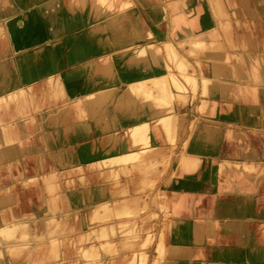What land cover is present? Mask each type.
Segmentation results:
<instances>
[{
  "label": "rangeland",
  "instance_id": "rangeland-1",
  "mask_svg": "<svg viewBox=\"0 0 264 264\" xmlns=\"http://www.w3.org/2000/svg\"><path fill=\"white\" fill-rule=\"evenodd\" d=\"M34 1L35 0H9L3 4L0 3V20H9L17 10V13H20L22 9H25V15L22 16L21 20H25L26 22L30 21L31 16L27 10L33 7L35 4ZM39 1L41 3L37 6L39 9H37L36 18L40 21L44 18V20L42 19L41 21V27H44L46 30H51L53 28L52 25L59 21L57 18L51 21V18L57 15L58 12L62 11H67L69 14L68 16H70L67 17L68 21L66 20L67 22H65L69 25L74 24L76 27H73L72 30H68V32L72 31V34L65 38L63 43L59 45L55 44V46L52 45L54 49L51 48L50 51L49 49H46L45 45L41 44L36 46H21L20 49L17 50V61L16 59L11 58L13 56L15 57L13 51L10 52L11 57L10 59L6 58L1 70V73H3L1 82H3L4 85H7L9 81L18 78V71L15 66L17 62L25 65L27 64L31 67H43L45 64H48L50 60H53V63H58V67L55 70L59 79L61 78L60 81H63L69 73L65 68V61L67 60L64 56L65 54L63 53V50H65L67 54L73 49H76L83 40V33L103 30L104 28L109 29V27H112L115 30L123 29L125 28L123 27L124 25L131 30L121 38L115 37L114 40H112L114 42L113 45L110 41L111 39L107 41V44L110 42L111 45H109L112 47L108 51L107 57H110L109 61L111 64L113 63L112 65L114 66L116 77H121L122 75L121 64L123 61L129 66L131 71L134 66H136L133 64H147L150 74L157 79V83L151 87L150 94L146 101L150 103V107L158 110L157 114L160 115V117L156 125L157 127L164 129L168 139L174 144L173 147L176 143L174 139L177 138L179 134L178 132L184 128L183 125L185 120V115L182 117L177 116V114L179 115V111H177L178 113L176 114L174 104L176 101L188 104L191 93L192 106L185 108V112H188V110L193 111V103H197V100L195 101V96L197 94L196 90L198 84L200 80H204V82H202L201 97L198 96L197 98L200 102L198 109L203 114H211L214 111V105H216L218 111H221L224 118H232L233 121L230 124L220 123V121L219 123H214V131L209 135L208 130L204 128V126L210 122L206 119L209 115L199 118L192 114L190 128L186 127L187 131H191L192 138L186 140L183 149L187 151V149L190 148V144L192 146L194 136L197 135L207 137L205 140L207 146L216 144L221 136V130L216 125H221L223 128H228V140L230 139V141L234 143V145L230 143V146H234V148L236 146L249 147L254 153V149L259 153H264L263 125H256L259 129V131H256L258 133L253 132L252 130L244 133L243 130L248 129L246 126L242 125L244 124L243 118L248 116L249 113H253L255 120L263 118L264 105H260L258 107L259 110L257 111V104L243 99L241 97V89L238 83L233 81L234 78L231 79V76L225 75V72L223 71L225 67L230 68L234 65L233 57L235 56L253 55L257 58H261L264 67V15L260 10V0H218L222 7L221 13L216 11L211 13L213 19L212 24H215V28H219V35L216 38L217 40H212V36L208 34V31L204 32L202 23L197 21L195 23V30L199 32L202 31L200 37H198V41H202L206 45L191 44L187 48L178 45L179 43H177L175 38L185 35V29L191 27V23L195 17V12L192 9L191 4L185 3L183 0ZM196 4L195 9L200 11L202 8L200 2H197ZM153 9H159L161 12L159 15L152 18L150 12ZM137 18L141 22L137 21ZM138 22L141 24L137 25ZM213 29L214 28H212L211 31ZM225 31H227V35L225 34ZM102 34L107 35L106 32H102ZM132 38H137V40L127 42V39ZM93 41V45L95 46L98 41L96 39ZM168 41H171V47L175 46L178 51V56L180 55L179 57H181L184 62L183 66L179 63L181 67L178 68L179 64L177 63L179 61H176L178 57L176 58V55L169 52L172 50L171 47L168 48V46L165 45V43H169ZM209 42H211V44H209ZM116 43L118 44L116 45ZM225 44L228 49H225L226 51L223 49V47L225 48ZM98 45L100 44H97V46ZM141 47H145L146 52L141 53L142 55L138 56L133 62L128 60L132 55L129 54V52L120 57L114 53L115 51L117 52L123 49L128 50V48H133L137 51ZM165 47L167 50L171 49L168 52L174 55L173 59L176 60L170 59L172 57L170 54V57H168L169 55L166 54L168 52L167 50L165 51ZM8 52L9 45L0 34V56H7ZM33 52L35 53L33 54ZM102 53L103 52L96 54V57H99ZM208 53L212 56L211 60L205 58V55H208ZM225 55L228 58V62H223V56ZM92 58L93 56L87 59L86 62L90 63ZM181 58L180 62H182ZM24 59L28 62H24ZM105 63L109 64L108 61ZM105 63L101 64V70L107 72L105 74H109V77H111V75L113 77L114 72H111L112 70L109 71V67L107 68L108 65ZM151 63H153L155 68L163 67L164 72L156 75ZM25 65L20 67L19 70L23 74L27 69V65ZM246 66L247 64L244 63L242 67L246 68ZM90 68H84L83 70L75 72L74 76L69 79V81L71 80L70 83L74 86L84 80L87 85H93L96 74L94 72L95 69L91 68V70ZM129 69L127 72H129ZM28 73L27 69V74ZM45 74L46 75H42L43 78L49 76L48 71L45 72ZM118 86L120 90L118 89L113 92L112 95L107 98L106 102L103 103L102 107L99 106L96 115L91 116L86 114L83 116L84 122H95L96 117L101 115L105 109H113L114 114L119 115L125 113L130 114V112L133 111L136 115L139 106L144 107L145 99H143L142 95L136 96L135 100L130 103H126V101L124 102L123 99L120 103L122 97L119 96V93L124 86L123 88L122 85ZM61 88L63 89V87ZM223 92L228 96H224ZM207 97L216 98L213 100L216 103H213ZM64 101L65 99H63V95L57 94V99L55 101L51 100V103L46 101V103L49 106H60ZM225 105H233L237 110H235L233 115L226 116L224 114ZM118 119L119 121L116 120V123H119L118 127H111L110 133H113V130H116L117 128H122L121 130H123V127H129H122L123 124H121L120 118ZM59 120L61 121L60 125L56 123L55 126H50L45 129L47 132H52L55 129L63 132L61 133L62 135L59 132L57 135L60 137H57L52 143L44 142V140L37 138L33 140V138V141H31L32 144L31 146L29 145L27 150L25 148H20L21 155L27 156L24 161L26 167L25 179L39 174L38 168L35 164V158L33 157L37 152L46 151L48 153H54L59 150L71 148V152L78 153L76 156L79 158L78 160L83 157L77 162L78 167L73 168L62 164L56 165L55 161L47 157L41 174L52 172L53 176H42L36 181L27 184L21 182V179L23 178L14 179L7 170H0V191L4 190V188H10V192L14 196L13 200L0 205V221L3 219L4 215L8 218L12 215L23 217L25 221H30V238L32 239V237L38 235L25 247L24 253L17 254L14 256L15 259L9 257L8 264L24 263L29 259L38 260L44 253H50V255H52V258L47 259V264H49V262H54L52 264H113L116 260L119 261V263L123 262L124 260L121 256L124 255H131V257L133 255L131 264H156V262H158L157 264H183L184 262H187L188 264H226L228 259L229 262H231L230 264H264V219L255 218L242 221H231L227 219H177L176 217L179 216V214L175 211V209H179L183 206L182 196H189L191 194L197 195L199 194L197 192H200L203 196L212 197L245 195L246 201H257L258 198H264V159H260L255 167L249 169L226 165V167L221 170L219 163H222L223 157L217 156L215 157L216 159H214V157L210 158L206 161L204 166L201 167V177L196 181V183L200 185V189L194 191L193 188H183V191H179L178 188L157 185V178H160L169 167V162L165 160L166 157L163 153L162 147H153L149 140V143L147 142L149 145L146 146L148 147L146 148L147 151L145 150L141 153L137 152L138 154L135 152L136 154H133L135 155L133 157L132 154L131 156H128V153H134L132 150H138L141 146H144L143 144L145 143L142 141L141 143H138L137 146L132 145L125 148L126 150H129L126 153L114 154L113 149L111 150L113 147L112 143L114 142L113 136L108 137V140L104 141L101 139L102 137L99 136L101 134H96V132L94 137L90 139H88L90 136L85 137L79 140V143L77 142L76 145H71V139L65 138L67 133H69L66 132V128H71L72 125H75L78 119H75L74 114L62 113ZM138 124L141 125L140 128L138 130L134 129L135 131L130 130L125 134L123 140L127 137L128 141L132 142L137 138V135H143L144 133L145 135L143 136L150 137L148 122L141 121ZM167 130L169 132H166ZM213 133H216V138H212V141L210 142L209 138L213 136ZM133 137H135V139ZM148 139V137L145 138V141H148ZM118 141L119 139L117 141L115 140V142ZM133 144L137 143L133 142ZM80 147L83 149L80 150ZM15 153L16 151H13L12 154L1 157L0 166L5 163L6 159L9 160L13 158ZM85 153L91 155L85 157L82 155ZM122 155H126V157L128 156V159L126 157H122V159L120 157ZM108 156L119 157L115 159L108 158L106 160L108 164L101 161ZM185 157L186 156H183L181 159L180 168L177 166L178 169L175 172H172L171 181L169 182L170 185L173 183V179L178 177V170L182 169V166L185 168L186 176L189 175V167H196V170L199 168V166L191 165L192 163H195V161H183ZM67 158L69 157L67 156L65 159ZM125 158L127 160L131 159L127 162ZM116 159L121 161L125 160V163L119 161L120 163L110 164ZM96 161H99L98 164ZM91 162L93 165H90ZM146 162H155L154 165L148 167V170L152 173L145 174L146 170H144L143 166L139 168V173L138 166L136 167V165H142ZM116 166L121 171L114 172L113 170H110ZM127 167H135L136 172L135 170H131V172L130 170L125 169ZM141 169H143L144 172H142L143 170ZM153 169L156 171V173H154L155 178L150 180L151 177H148L147 179L144 175L152 176ZM181 171H179V175H181ZM141 173H144L143 177L140 176L142 175ZM13 174L17 176L16 169H13ZM115 175L119 177L115 178ZM136 175L139 178L141 177V180L139 178H137V180ZM143 178L145 179L143 180ZM136 181L138 182L137 184L135 183ZM185 181L188 182V180H184V182ZM153 182H156V184H153ZM133 183H135L137 187L139 185L144 186L145 183L146 185L140 187L141 190H137L133 188ZM48 184L54 185V195L49 193L47 189V186H49ZM113 184L116 185L112 187ZM232 186L235 189H232ZM236 186L240 189L238 190V187L236 188ZM122 187L128 189L126 195L113 194V190H111L112 188L115 190L121 189ZM82 188L87 192L88 199L84 203L79 200L77 202L70 200L68 192L81 190ZM99 192H101L100 197ZM130 194L132 199H129L128 203H124L123 199L125 196H130ZM94 195H98V197L95 198ZM51 196L55 197L54 203L51 201ZM106 198L114 201V203H110L107 206V208L110 209L106 211L111 212V214L109 213L108 215L109 218H104L103 220L92 219L94 212L90 211V209L99 206V204L104 206V200H107ZM116 201H118L117 203L119 204H115ZM119 201H122L123 203ZM141 202H145V204L143 203L144 205H139ZM128 204L133 207L128 214H115L113 212L114 206L115 208L119 206L122 208ZM186 204L188 206H199L202 209L207 208L208 206H215L214 204L210 205L207 198L196 200L195 204L194 200L186 202ZM249 207L248 211L250 212V215L253 216L252 211H255L254 216H257L258 214L256 212L259 211L258 204L250 203ZM36 209H38V211L46 210L49 212V217L52 212H55L53 214V216H55L53 220L56 219V221H59L64 218L66 221L65 227L58 228L56 237H53L56 245L52 246L50 251L48 249L44 251L43 248V246L50 241L49 236L42 235V233L45 232L44 223H46L47 220H36L35 218L39 216ZM99 210L102 213L104 211L105 214V210L102 211V208ZM41 216L46 217L47 213L45 212L41 214ZM227 223L244 225L242 232L252 233L251 235H236V237L233 235H217L216 233L222 231L227 232L228 229V232H237V230H234L229 226H227L228 229L226 230L225 226ZM100 226H102V228ZM161 228L162 230L160 231ZM99 230H101V232ZM194 230H197L200 234L199 238L202 246L199 249L203 252V261L195 259L198 257L199 253L196 252L194 248H191L192 242L189 234ZM209 232L212 234L211 237L207 235ZM239 239H242L246 244L243 248L245 252L249 253L243 261H241V258L239 259L238 256V252H240L238 249L241 244V241H237ZM25 240L27 242L29 237ZM102 242H105V246L101 244ZM126 243L131 246L128 247ZM167 244L169 246H167ZM228 252H231L232 256L227 259ZM134 254L136 256H134ZM1 255L0 252V264H3V258ZM91 256L95 257L93 258Z\"/></svg>",
  "mask_w": 264,
  "mask_h": 264
},
{
  "label": "bare ground",
  "instance_id": "bare-ground-1",
  "mask_svg": "<svg viewBox=\"0 0 264 264\" xmlns=\"http://www.w3.org/2000/svg\"><path fill=\"white\" fill-rule=\"evenodd\" d=\"M8 1L9 0H0V3L3 4V3L8 2ZM188 1H190V0H183V2H185V3ZM34 3L35 4L33 5V7L29 8L27 10V12L31 16L30 21L26 22L25 20H21L22 16L25 15L24 14L25 9L24 10L22 9L20 13H17V11H18L17 10L16 13L13 14V16L10 19L8 18L9 20H7V19L6 20L5 19L0 20V34L3 36V38L6 40L7 44L9 45L8 55L7 56H0V105H1L0 106V159H1V157H4L5 155L12 154L13 151H16L13 158H11L9 160L6 159L5 163L0 166V170L1 169L7 170L8 172H10L11 176L14 179L23 178V179H21L22 181L21 180L20 181L24 182L25 184H27L29 182H34L42 176H46V177L53 176L52 172L46 173V174H41L42 170L44 168L45 159L47 157H49L53 161H55L56 165L62 164V165L73 167V168L78 167L77 162H79L81 160V158H83V157H81L80 160H78L79 158L76 157L78 153L71 152V148L59 150V151H56L54 153H52V152L48 153L46 151L37 152V154L34 155L33 157L35 158V164H36V167L38 168L39 174H37L36 176L28 177L27 179H25L26 178V167H25L24 161H25L27 156L21 155L20 148H25L27 150L29 145L31 146V144H32L31 141L35 140V138L40 139V140H44V142L52 143L57 137H60L57 134L59 132H60V134L63 133L62 131H57V129H55L52 132H47L45 129H47L50 126L51 127L55 126L56 123H58V125H60L61 121L59 120V118H61L62 113H70L72 115L74 114L75 119H78L76 121L75 125H72L71 128H68V127L66 128V130H67L66 132H69V133H67V136L65 138L71 139V145H76L77 142L79 143V140H81L85 137L91 136V134L93 132H96V134L97 133L104 134L103 136H101L102 137L101 139L104 141L105 140L107 141L108 137H112V136H115V140L117 141L120 138V136L118 133L117 134L116 133H110L111 127H118L119 123L118 124L116 123V120L119 121L118 118H120V122L123 125H124L125 121H129L131 118L134 119L132 112H130V114L125 113L123 115H119V114H114L113 109H111V110L105 109L101 115L96 117L95 122H92V123L90 122L91 124L89 122H84L83 116L86 114L91 115V116L96 115V113H98L99 106L102 107L103 103L106 102L107 98H109V96L112 95L113 92H115L116 90L119 89L118 85H122V88L124 86V88L119 93V96L122 97L120 100V103L123 100H124V102L126 101V103H130L131 101L135 100L136 96H139V95H142L143 99L146 100L150 94L151 87H153L157 83V79H155L154 76L150 74V70L148 69L147 64H143V65L142 64L141 65L133 64L136 66H134L133 70L131 71V69H129V66H127L123 61L121 64V73H122L121 77L115 76L116 74H115L114 66L112 65L113 63L111 64V62L109 61L110 57H107L108 51L112 48L110 46L111 45L110 42H109V44H110L109 45V44H107L108 43L107 41H109V39H111L110 41L112 42V45H113L114 42L112 40H114L115 37L121 38L122 36H125L127 34V32H129L131 30L127 26L123 25V27H125L123 29L115 30L114 28L109 27V29L104 28L103 30H96L94 32L83 33V35H82L83 40L80 42V44L78 45V47L76 49H73L72 51L68 52L67 54H66L65 50H63V53L65 54L64 56L67 60V61H65V59H64L65 65H66L65 68H66L67 72L69 71V73L66 75L65 80L60 81L61 78L59 79V77L56 73V70H55L58 67L57 66L58 63H53V60H50V62H48V64H45V66H43V67H41V66L31 67V66L26 64L29 75L27 74V69L24 71V74L19 71L20 67H22L25 64H22L20 62H17V63L15 62L16 63L15 66L17 67V71H18V78H16L13 81H9L7 83V85H4L3 82H1L2 76H3V73H1V70H2L4 61L6 60V58L10 59V57H11L10 52L13 51V54L15 55V57L14 56L11 57L12 59L13 58L18 59L17 50L20 49L21 46H29V45H35L36 46V45H40V44L45 45L46 49H49V51H50L51 48H53L52 45L55 46V44L59 45V44L63 43L65 41V38H67L69 35L72 34V31L68 32V30H70V29L72 30L73 27H76V25L74 26V24L69 25L66 23L68 21L67 17H70V16H68L69 14L67 13V11H62V12H58L57 15H55L53 18H51L52 19L51 21H53L56 18L59 21L55 22V24L52 25L53 28L51 30H46L44 27H41V21H42V19L44 20V18H42L41 21L38 20V18H36L37 17V11H38L37 9H39L37 6L41 2L39 0H35ZM28 5H29V3H28ZM42 5H44V4H42ZM44 7H46V6H44ZM160 12L161 11L159 9H153L150 12V16L153 18V17L159 15ZM48 15H50V14H48ZM26 20H28V19H26ZM137 21H140V20H138V18H137ZM140 22H138L137 25H140L141 24ZM102 32H106L107 35H103ZM95 39L99 42V43L97 42V44H100V45H98V46H97V44L95 46L93 45V42H94L93 40H95ZM127 40H128L127 42H133V41H136L137 38L127 39ZM176 41H177V43H179L178 45L182 46L183 48H187L191 44H198V45L204 44V45H206L205 43L196 41L193 38H191V39L185 38V39H182L180 41H178V40H176ZM170 42L165 43V45H167L168 48L171 47ZM117 44L118 43H116V45ZM119 44H120V42H119ZM209 44H211V42H209ZM165 45H163V46H165ZM171 48H172V50L171 49L167 50L165 47V51L167 50V52H168L169 50H171L169 52L176 55L175 57L176 58L178 57L177 60L173 59L174 55L170 54L169 52L166 54H168V55L170 54L172 56L170 59L176 60L177 62L179 61L178 63L176 61L175 62L177 64L180 63L183 66L184 62H183L182 58L179 57L180 55L178 56V53H177L178 51L176 50L175 46L174 47L172 46ZM223 49L225 50L224 47H223ZM38 51H40V50H38ZM31 52H32V50H31ZM100 52H103V53L99 57H96L97 56L96 54H98ZM127 52H129V54H132L128 60L130 62H133V61H135L136 58H138V56L142 55L141 53L146 52V48L141 47L137 51H135L133 48L132 49L128 48V50L123 49V50H120L117 52L115 51L114 53L119 55V57H120L121 55H123ZM34 53L35 52H33V54ZM48 54H50V53H48ZM170 55L168 57H170ZM91 56H93L92 60L90 61V63H87L86 60L91 58ZM180 58H181L182 62H180ZM205 58L208 60H211L212 56H210V54L208 53V55H205ZM17 59H16V61H17ZM107 61L109 62V64L105 63ZM24 62H28V61H26L24 59ZM103 63L108 65L107 66V68L109 67L108 70L109 71L112 70L111 72H114L115 77L114 76L112 77V75H111V77H109L110 76L109 74H107V75L105 74L107 72H103V70H101V66H102L101 64H103ZM179 65H178V68L181 67V65L180 66ZM90 67L95 69V71L94 70L93 71L96 74L93 85H87L84 82V80L81 83H78V85H74V86H73V84L70 83L71 80L69 81V79H71L74 76L75 72L83 70L84 68L89 69ZM126 67H128V68H126ZM128 69H129V72H127ZM30 70H31V73H30ZM104 70H105V68H104ZM10 71H11V69H10ZM47 71L49 72V76L47 78L46 77L43 78L42 75H46L45 72H47ZM88 71H90V70H88ZM53 72H55V73H53ZM59 75H60V73H59ZM14 77H15V75H14ZM202 82H204V80ZM61 87H63V89ZM117 92H119V91H117ZM60 93L63 95V99H65L63 104H61L60 106H57V105L56 106L55 105L49 106L46 103V101H49L50 103H51V100L55 101L57 99V94L61 95ZM107 106H109V105H107ZM135 118H136V116H135ZM206 119L208 121H214L215 118L209 116ZM85 120H87V119H85ZM52 122L54 125L52 124ZM138 123H140V121L137 123L129 125L128 128H124L122 125V127H123L122 131L124 132V135L127 134L130 130H134V129L138 130L141 126ZM209 124H210V122L208 124H206L204 126V128L205 127L211 128V126ZM171 128H169V129H171ZM166 132H169V131L167 130ZM143 135H145V133ZM143 135H141V134L139 136L137 135L136 139H135V137H133L135 140L130 142L131 143L130 146H132V145L137 146L138 143H141L142 141H143V143H145V144H143L144 146H141V148L138 150H132L134 153H130V154L128 153V156H131V154H132V157H133V156H135L133 154H136L137 152L141 153L145 150L147 151L146 148H148V147H146V146L149 145V144H147V142L149 143L150 137L147 136L149 139H148V141L147 140L145 141V138H147V137L143 136ZM195 137L196 136H194V138ZM198 137H199V135H198ZM36 141H34V142H36ZM193 141H194V139H193ZM13 142H14V144H13ZM133 142H135L137 144H133ZM11 145L12 146L14 145V146L12 147ZM130 146H124V147L127 148ZM82 149L80 147V150H82ZM237 150H239L241 153L240 157H238V158L233 157L230 159L229 158L225 159L224 162L219 164V167L221 170H223L224 167H226V165L227 166H237V167H240L242 169H249V168L255 167V165L257 164L258 161H256L253 158V156L247 157V158H249V160L245 159L244 154L242 153L243 151H246L245 148L241 147V148H238ZM86 153L82 154V155L85 157H88L91 155L89 153H88L89 155ZM67 156L69 158L65 159ZM128 156L126 157V155H122L120 157L121 158L126 157L128 159ZM117 157H119V156H115V157L108 156L107 158L102 159L101 161H104L106 164H108L106 162V160L108 158H111V159L114 158L115 159ZM126 158H125V160L127 162L131 159L130 158L129 160H127ZM118 159H116L117 161L113 160V162L110 164H117L120 162L123 163L125 161V160H122L123 161L122 162L121 160H118ZM187 160H189L190 162L196 161L195 158H192L189 156H186L185 159H183V161H187ZM96 162L98 164L99 161H96ZM154 163L155 162H146L143 164L141 163L142 165L137 164L136 167L138 166V169H139V168H141V166H143L144 170H146L145 174L152 173L151 171L148 170V167H151L152 165H154ZM82 165H85V164H82ZM90 165H93V163L91 162ZM69 167H66V168H69ZM13 169L17 170V176H15L13 174ZM125 169H128L130 171L135 170V172H136L135 167L134 168L133 167H127ZM110 170H113L114 172L121 171L118 169L117 166L115 168L110 169ZM141 170H143V169H141ZM144 170L142 172H144ZM138 172L140 173V169L138 170ZM154 173H156V171L153 169V175L152 176L144 175V173H141L142 175H140V176L143 177V175H144L145 177H147V179H148V177H151L150 180H152L153 178H155ZM116 177H119V176L115 175V178ZM137 178H139V177L137 176L136 179ZM144 179L145 178H143V180ZM150 180H149V182H150ZM135 183L137 184L138 182L136 181ZM135 183H133V185H134L133 188L137 189V190H141L140 187H144L146 185V183H145L144 186L139 185L137 187V185ZM154 183L156 184V182H153V184ZM115 185L113 184L112 187H114ZM237 187L238 186H236V188ZM47 189H48L49 193L53 194L54 185L51 184V185L47 186ZM238 189H240V188L238 187ZM111 190H113L112 192L114 195H120V194L126 195L128 192V189L125 187H122L121 189H115V190L112 188ZM10 191H11L10 188H6V189L4 188V190L0 191V205H2L3 203H5L7 201L14 199V196ZM68 196H69L70 200L75 201V202H77L79 200L80 202L84 203L88 199V194L85 190H83V188L81 190L69 191ZM94 196H95V198L98 197V195H94ZM100 196H101V192H99V197ZM54 199H55V197L51 196V201H53V203H54ZM129 199L130 200L132 199L131 194H130V196L129 195L127 197L125 196V198L123 199V202L128 203ZM117 202L118 201H116L115 204ZM119 202H122V201H119ZM110 203H114V201L107 199V200H104V206L99 204V206L93 207L92 209H90V211L94 212L92 219L103 220L104 218H106V219L109 218L108 215H109V213L111 214V212H107L106 210L110 209V208H107L108 204H110ZM143 203L145 204V202H141V203H139V205H144ZM117 204H119V203H117ZM101 208H102V211L105 210V214H104V211L102 213L99 210ZM131 209H133V207L130 206V204L123 206L122 208H121V206H119L117 208H115V206H114L113 212L115 214H120V213L128 214L131 211ZM36 212H37V214H39V216H37L36 218L34 217L36 220L46 219L48 221V222L46 221V223H44L45 232L42 233V235H46V236L50 237V241L49 242L46 241L47 243L43 246L44 251H46V249H48L50 251L51 247L56 245V242H55L53 237H56V233L58 232V228L65 227L66 221L64 218L59 220V221H56V219L53 220V218L55 217V216H53V214L55 212L51 213V215H50L51 218L49 217V214H48L49 212H47L46 210L38 211V209H36ZM45 212L47 213V216L46 217L41 216V214H43ZM88 224H93V223H88ZM235 225H237V224L236 223L235 224H233V223H229V224L227 223L226 224V226H229V227H232ZM29 226H30V221H25V219H23V217H16V216L12 215L11 217L8 218L5 215L3 216V219L0 221V252L2 254L1 257L3 258V264H8V258L9 257H11L12 259H15L14 256H16L17 254L24 253L25 247L27 245H29L30 242L33 241L35 237L38 236V235H35L34 237H32V239L30 238L31 233H29V229H30ZM100 227L102 228V226H100ZM235 227H237V226H235ZM99 231L101 232V230H99ZM222 233H223V231H222ZM250 233H252V232H250ZM28 237H29V240L26 242L25 239H27ZM107 243H109V242H107ZM101 244L104 245L105 242H102ZM130 246L128 245V247H130ZM30 254L33 255L32 253H30ZM200 255L201 254L199 253L197 258L200 259V257H202ZM134 256H136V255L134 254ZM91 257L94 258L95 256H91ZM132 257H133V255H132ZM132 257H131V255L121 256V258H123L124 261L119 263V261L116 260L115 262H113V264H131ZM48 258H52V255H50V253L49 254L44 253L38 260L37 259H32V260L29 259V260L25 261L24 263L22 262V263H16V264H47ZM39 261H43V262H39ZM92 261H94V260H92ZM112 261H111V263H112ZM52 263H54V262H49V264H52ZM157 263L158 262H156V264Z\"/></svg>",
  "mask_w": 264,
  "mask_h": 264
},
{
  "label": "crops",
  "instance_id": "crops-1",
  "mask_svg": "<svg viewBox=\"0 0 264 264\" xmlns=\"http://www.w3.org/2000/svg\"><path fill=\"white\" fill-rule=\"evenodd\" d=\"M200 2V5L202 6L200 11H197L195 9V6L197 5L196 3ZM260 10L261 13L264 15V0H260ZM186 3L191 4L192 9L195 12V17L194 20L191 23V27L186 28L185 29V35L183 36H179V37H175L176 40L180 41L182 39L188 38V39H195L196 41H198V37H200L201 32L196 31L195 30V23L197 21L202 23V26L204 28V32L208 31V34L212 36V40H217V36L219 35V28H215V24H212V15L211 13H214L213 11H216L218 13H221L222 11V7L220 6V3L218 2V0H190ZM228 27V26H227ZM214 28L212 31L211 29ZM223 28V27H222ZM226 35H227V31H225ZM202 42V41H199ZM225 49H227L226 44H225ZM225 50V51H226ZM164 58V57H163ZM264 58V57H263ZM151 59V58H150ZM224 61L223 62H228V58L225 56H223ZM233 61H234V65L230 68H224L223 71L225 72V75L227 76H231V79H233V81L237 82L238 85L240 86L241 89V97L245 100H249L253 103L257 104V111L259 110V106L260 105H264V67H263V63L261 58H257L253 55L250 56H235L233 57ZM247 64L246 68L242 67L243 64ZM151 65L153 66V71L155 72L156 75H159L161 72H164V68L163 67H159V68H155L153 63H151ZM242 67V68H241ZM260 72V73H259ZM247 88V89H246ZM201 91H202V80H200L197 90H196V96H195V101L197 100V103L194 102L193 103V108L194 110H188V112H185V108H189L190 106H192V94L190 93V101L188 104H184L181 101H176L174 104V110L176 112V114L178 113L177 111H179V115L177 114V116H184L185 115V120H184V125H183V129H181L178 133L177 138H175L174 140L176 141L175 146L173 147V143L170 142V140L168 139L167 135L165 134V131L161 128V127H157V122L159 121V117L160 115L157 114V109L150 107V104L148 101L145 100V105L143 106H139L138 111L135 113H133L132 111V115L134 116V119L131 118L129 121H125L123 126H129L131 124L137 123V122H141V121H147L148 125H149V135H150V144L153 147H162L163 148V153L166 157V161L169 162L168 163V168L165 170L164 174L157 179V185L161 186L163 185L164 187H171V188H178L179 191H183V188H193V190H199L200 189V185H198L196 183V181H198V179L201 177V170H202V166H204V164L206 163V161L210 158L216 159L215 157L217 156H222V162H224L225 159H230L233 157H240L241 153L239 150H237L238 148H241L240 146H236L234 148V146H230V143L232 145H234V143H232V141H230V139L228 140L229 136H228V128H223L221 125H216L217 127L220 128L221 130V136L220 138L217 140L216 144H213L211 146H207L205 144V140L207 139V137H202L201 135H198L194 138V141L192 143V146L190 145V148L187 149V151H185L183 149V145H185V142L187 139L192 138V134L191 131H187L186 127L188 128L190 126L191 123V115H195V117H206V116H211V117H215L214 121H210V126L211 128H206L209 132V135L212 133L213 128L215 126L214 123H226V124H230L232 123L233 119L232 118H224L221 114V111H218V107L216 105H214V111L211 114H203L201 113V111L198 109V105H199V100L197 99L198 96L201 97ZM224 96H228L226 95L225 92H223ZM204 98V97H202ZM201 98V99H202ZM208 99H210L213 103H216L215 101H213L216 98H212V97H207ZM201 101V100H200ZM185 102V101H183ZM225 112L224 114L226 116H230L233 115L235 113V110H237V108H235V106L233 107V105H225ZM141 107V108H140ZM136 116V118H135ZM253 113H249L248 116L243 118V123L242 125L246 126V128L248 130H243L244 133H246V131H250L252 130L253 132L259 131L258 127L256 125H263L264 127V117L261 118L260 120H255L253 117ZM138 117V118H137ZM213 117V118H214ZM140 119V120H139ZM197 119V118H196ZM127 122V123H126ZM134 122V123H133ZM190 128V127H189ZM122 128H117L116 130H113V133H118L120 138L118 142H115V136H113V140L114 142L112 143L113 147L111 148V150L113 149L114 154H122V153H126L129 150H126L124 146H130V141H128V138L125 137V140H123L124 132L121 130ZM258 133V132H256ZM104 134H101L99 136H103ZM95 136V132H93L91 134L90 137H88V139L92 138ZM191 136V137H190ZM209 138V137H208ZM212 138H216V133H213V136H211L210 142L212 141ZM121 140V141H120ZM117 146V147H116ZM245 148L246 151H243L242 153L244 154L245 159L249 160V156H253V158L256 161H259L260 159H264V153H259L257 152L255 149V153L252 151L251 148L249 147H242ZM185 151V152H184ZM191 152V153H190ZM197 153V154H196ZM183 156H189L192 158H195L196 161L195 163H192L191 165L193 166H199V168L196 167H189V175L186 176L185 168L182 166L180 170H178V173H180L179 171H181V175H179L177 173L178 177H175L173 179V183L170 185L169 182L171 181V176H172V172H175L178 168L177 166L180 168L181 165V159ZM220 164V163H219ZM174 167V168H173ZM192 171V172H191ZM244 179V178H243ZM184 180H188L184 182ZM182 189V190H181ZM232 189H235L234 187ZM238 189V188H237ZM236 189V190H237ZM239 190V189H238ZM237 190V191H238ZM243 190V189H242ZM182 193V192H181ZM195 193V192H194ZM199 194H191L189 196H182L181 198L183 199V206L179 209H175L176 213L179 214V216H177V219H205V220H213V219H227V220H238V221H242V220H246V219H264V198H258L257 201H252V200H248L246 201V196L245 195H240V196H221V197H212V196H203V194H200V192H197ZM217 195V194H215ZM203 198H207L208 202L211 204H214L215 206L211 207L208 206L207 208L202 209L199 206H188L186 204V202H190L191 200H194V204L196 200H201ZM250 203H254V204H258V210L256 213L258 214L257 216H254L255 211H252L253 216L250 215V212L248 211L249 204ZM187 205V206H185ZM235 224V223H233ZM237 224V223H236ZM237 226V227H235ZM232 226V229L237 230V232H225L223 231L220 233H216L217 235H233L236 237V235H251V233L248 232H241L244 229V225H235ZM162 230V228L160 229V231ZM226 230H227V226H226ZM229 230V229H228ZM209 237L212 236L211 232H209L207 234ZM190 240L192 242V247L196 250V252L200 253V256H204L203 252L200 251V247L202 246L201 240L199 238L200 234L198 233L197 230L192 231L190 234ZM238 242L241 241V246L239 245V259L241 261H243L244 258H246L248 256V252H245L244 248L246 246V244L243 242L242 239L237 240ZM253 242V241H252ZM167 246H169L167 244ZM227 259L229 257L232 256L231 252H228L227 254ZM202 257L199 258H195V259H199L201 261H203ZM231 262H229V259L227 260L226 264H230ZM183 264H188L187 262H184Z\"/></svg>",
  "mask_w": 264,
  "mask_h": 264
}]
</instances>
